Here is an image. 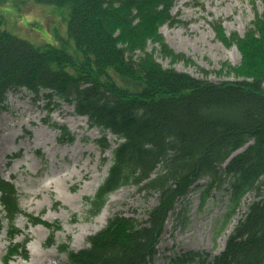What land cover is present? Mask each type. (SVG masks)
<instances>
[{
    "label": "trees",
    "instance_id": "obj_1",
    "mask_svg": "<svg viewBox=\"0 0 264 264\" xmlns=\"http://www.w3.org/2000/svg\"><path fill=\"white\" fill-rule=\"evenodd\" d=\"M34 1L68 7L67 41L33 46L0 30V107L8 89L47 90V97L56 96L87 116L91 127L121 140L112 150L107 178L89 201L92 215L109 193L126 184L158 195L146 223L116 215L88 238V248L72 252L62 247L68 264L151 261L176 200L201 179L207 180L203 198L227 183L230 213L246 193L254 192L257 199L247 206L215 264H264V197L259 190L264 185V10L243 36H227L218 21L211 23L218 39L235 45L241 56L238 65L222 66L234 80L212 83L164 68L146 51L148 43L156 44L171 64L190 63L159 33L163 24L174 22L173 0ZM249 141L222 169L231 153ZM109 145L104 139L103 147ZM15 193L12 184L0 179L9 238L17 232L12 220L20 212ZM19 249L22 254L23 246H9L7 257Z\"/></svg>",
    "mask_w": 264,
    "mask_h": 264
},
{
    "label": "rangeland",
    "instance_id": "obj_2",
    "mask_svg": "<svg viewBox=\"0 0 264 264\" xmlns=\"http://www.w3.org/2000/svg\"><path fill=\"white\" fill-rule=\"evenodd\" d=\"M263 10L264 0H173L171 14L178 22L163 25L160 34L169 48L191 64L182 61L171 64L153 44L147 51L154 50L156 60L165 68L172 67L197 78H202L200 70H205L207 80L213 83L232 79L222 66L236 65L239 53L234 46H223L209 22L222 21L227 35L242 36ZM68 18V8L38 5L32 0H0V28L37 45L45 42L59 45V38L66 37ZM34 98L24 89L6 96L0 110V177L14 184L24 214L39 216L59 224L60 228L54 232L52 243L47 227L33 225L23 213L19 214L15 226L21 233L14 241L20 243L26 238V254L6 263L9 241L0 206V264H67L60 246L72 251L87 248V239L101 231L115 215L142 224L158 203L156 193L124 185L107 197L101 211L106 208L109 217L101 226L98 216L101 211L89 215L87 198L93 197L107 177L115 136H107L111 147L103 152L99 141L103 132L89 128L87 118L75 115L72 107L54 99L49 104L52 112L47 116L43 93ZM58 125L64 126L66 135L73 137L71 142L63 141L67 136H62ZM205 184V180L200 181L176 203V209L164 224L156 255L148 264H180V258L189 252L201 255L204 264H213V258L223 250L222 237L245 213L254 193L242 199L238 213L224 224L229 204L227 187L211 191L203 202V188L199 187ZM259 190L264 197V185ZM199 263L196 260L190 264Z\"/></svg>",
    "mask_w": 264,
    "mask_h": 264
},
{
    "label": "bare ground",
    "instance_id": "obj_3",
    "mask_svg": "<svg viewBox=\"0 0 264 264\" xmlns=\"http://www.w3.org/2000/svg\"><path fill=\"white\" fill-rule=\"evenodd\" d=\"M108 203L109 202H107V204ZM98 216H100V225L104 226L109 217V213L106 211V208H104ZM225 240H226V236L222 237V240H221L222 245L224 244Z\"/></svg>",
    "mask_w": 264,
    "mask_h": 264
}]
</instances>
